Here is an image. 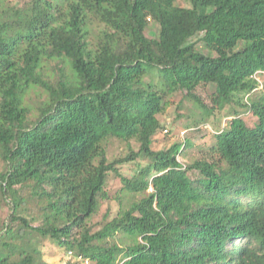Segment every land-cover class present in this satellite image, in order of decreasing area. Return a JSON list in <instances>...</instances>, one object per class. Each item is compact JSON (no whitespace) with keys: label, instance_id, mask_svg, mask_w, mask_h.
Listing matches in <instances>:
<instances>
[{"label":"trees","instance_id":"16d2710c","mask_svg":"<svg viewBox=\"0 0 264 264\" xmlns=\"http://www.w3.org/2000/svg\"><path fill=\"white\" fill-rule=\"evenodd\" d=\"M177 1L0 4V195L11 209L0 229L11 251L0 250V264H43L36 252L16 254L2 242L28 231L82 264H118L120 256V264H264V93L242 102L264 73V0ZM150 21L159 26L155 38L145 35ZM94 23L102 28L92 40ZM198 34L210 55L188 43ZM200 85L214 88L210 107L194 93ZM178 91L207 116L235 105L256 123L234 117L211 147L218 159L184 167L180 144L151 147L165 98ZM112 138L139 149L109 163L103 143ZM139 157L149 163L135 186L116 165ZM111 172L145 196L90 233ZM28 201L40 207L38 226L24 216ZM118 233L131 243L107 241Z\"/></svg>","mask_w":264,"mask_h":264},{"label":"rangeland","instance_id":"374dc122","mask_svg":"<svg viewBox=\"0 0 264 264\" xmlns=\"http://www.w3.org/2000/svg\"><path fill=\"white\" fill-rule=\"evenodd\" d=\"M53 1V0H47ZM30 0H0V4L5 8H24L29 5ZM177 7L189 8L190 4L186 0H180L175 3ZM102 28L101 25L94 23L93 37ZM159 26L150 21L145 35L149 38H155L158 35ZM203 34H198L191 38L188 43H195V50L204 55H210L204 44L200 41ZM54 65L50 64L48 67V74L54 72ZM258 82V87L243 97L242 102L248 103L251 100L259 98L261 93H264V73L255 76ZM148 81V80H147ZM157 82V78L154 79ZM195 95L200 101L210 107L211 97L214 93L212 85H200L194 91ZM39 96L34 93L28 97L29 102L36 103ZM166 105L164 111L157 115L160 121L161 128L152 138V150L161 151L167 150L174 144H180L181 149L177 154L176 159L185 167L197 160L213 159L217 160V155L211 151V147L215 145V137L217 133L225 129L228 123L234 118H241L245 124L252 128L256 123V118L252 113L244 108L235 105L224 106L219 110H215L210 116L205 115L203 110L188 96L186 92L178 91L165 98ZM188 142V146L185 143ZM105 149L106 159L109 163L118 159L125 158L130 153H136L139 149V144L135 140L129 142L120 141L117 139H108L103 143ZM149 160L145 158H137L133 162L116 165V168L121 175L126 179L134 182L135 186L139 185L138 177L139 170L146 166ZM225 169L223 165L221 167ZM5 163L0 156V173L4 172ZM189 176L192 179L197 177L195 172H190ZM151 192L149 188L146 193ZM21 195L27 197V191L20 192ZM105 198L100 199V207L96 214H94L88 221L87 226L90 233L99 231L106 223L115 218L119 211L126 210L129 206L142 197L145 193L131 192L126 190L122 184L120 177L114 173H109L105 185ZM243 203L253 201V199H243ZM11 213L10 205L3 200L0 195V229L3 224L7 223L8 217ZM41 210L40 207L33 201H28L25 206L24 216L30 220L33 226L41 224ZM18 225L13 226L14 231L18 229ZM77 232L74 231V236L77 237ZM109 243H115L120 247H124L131 243L129 237L123 234H116L113 238L107 240ZM3 243H11L14 245L13 251L18 254L21 251L36 252L43 264H82L81 259L75 257L74 251L59 247L49 238H43L33 232H26L22 237H5ZM244 241H239L236 244L242 245ZM0 250L11 251L10 248H3L0 245ZM121 262V256L119 258ZM86 264V262H84Z\"/></svg>","mask_w":264,"mask_h":264}]
</instances>
